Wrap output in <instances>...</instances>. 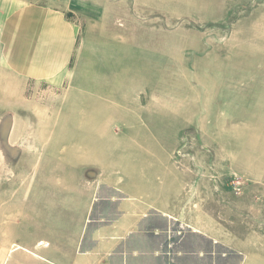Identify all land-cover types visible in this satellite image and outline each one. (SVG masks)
<instances>
[{
  "label": "rangeland",
  "instance_id": "1",
  "mask_svg": "<svg viewBox=\"0 0 264 264\" xmlns=\"http://www.w3.org/2000/svg\"><path fill=\"white\" fill-rule=\"evenodd\" d=\"M23 2L63 10L78 29L70 71L80 78L87 65L88 82L112 85L102 92L74 76L56 89L0 68V215L17 211L13 202L33 175L49 169L39 160L61 155L48 146H65L56 131L69 112L127 110L137 120L114 118L121 155L138 157L131 139L152 137L153 154L168 150V173L184 180L185 221L206 222L202 228L264 264V0ZM98 116L91 125H107L109 116ZM84 173L96 178L97 169ZM12 252L0 264H11Z\"/></svg>",
  "mask_w": 264,
  "mask_h": 264
},
{
  "label": "crops",
  "instance_id": "2",
  "mask_svg": "<svg viewBox=\"0 0 264 264\" xmlns=\"http://www.w3.org/2000/svg\"><path fill=\"white\" fill-rule=\"evenodd\" d=\"M77 41L78 29L63 10L0 0V68L13 77L57 89L75 76L82 86L103 92L112 83L88 82L87 65L81 80L70 71ZM98 74L92 75L103 76ZM95 114L109 116L107 125H91ZM130 115L65 116L56 131L65 146H48L61 155L39 160L49 169L33 175L25 196L13 202L17 211L0 215V262L11 246V264H255L258 256L218 239L209 225L202 228L206 222L185 221L190 207L178 196L184 180L168 173V150L161 146L163 156L153 154L155 146L147 142L152 137H133L129 148L139 156L121 155L114 118ZM83 151H95V159L75 158ZM87 167L97 169L96 178L84 173Z\"/></svg>",
  "mask_w": 264,
  "mask_h": 264
},
{
  "label": "water",
  "instance_id": "3",
  "mask_svg": "<svg viewBox=\"0 0 264 264\" xmlns=\"http://www.w3.org/2000/svg\"><path fill=\"white\" fill-rule=\"evenodd\" d=\"M90 175L93 177L94 172L93 171H89Z\"/></svg>",
  "mask_w": 264,
  "mask_h": 264
}]
</instances>
